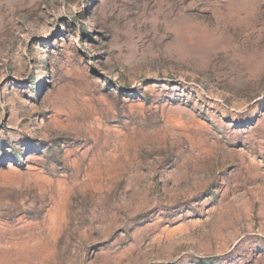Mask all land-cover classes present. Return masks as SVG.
Returning a JSON list of instances; mask_svg holds the SVG:
<instances>
[{"label":"rangeland","instance_id":"1","mask_svg":"<svg viewBox=\"0 0 264 264\" xmlns=\"http://www.w3.org/2000/svg\"><path fill=\"white\" fill-rule=\"evenodd\" d=\"M0 264H264V0H0Z\"/></svg>","mask_w":264,"mask_h":264}]
</instances>
